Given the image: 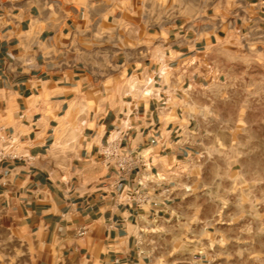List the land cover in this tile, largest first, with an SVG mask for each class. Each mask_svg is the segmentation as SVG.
Instances as JSON below:
<instances>
[{
  "label": "crops",
  "instance_id": "0c3cea01",
  "mask_svg": "<svg viewBox=\"0 0 264 264\" xmlns=\"http://www.w3.org/2000/svg\"><path fill=\"white\" fill-rule=\"evenodd\" d=\"M262 9L264 0H0V126L20 155L1 162L0 264H256L264 154L227 149L264 143L257 74L243 68L258 54L242 52L264 48L244 39L262 32L252 22ZM205 60L233 89L211 88ZM117 131L148 164L122 191L102 156ZM137 182L147 202L121 204Z\"/></svg>",
  "mask_w": 264,
  "mask_h": 264
},
{
  "label": "built area",
  "instance_id": "2783aa9c",
  "mask_svg": "<svg viewBox=\"0 0 264 264\" xmlns=\"http://www.w3.org/2000/svg\"><path fill=\"white\" fill-rule=\"evenodd\" d=\"M150 83L151 80H148L147 84L149 85ZM142 94L145 96L154 95L148 89H143ZM124 138H128V134H123L122 132L117 131V133L102 147L103 160L106 166L115 171L117 175L116 185L118 188H121V191L128 185L126 181H128L129 176L133 172L139 171L142 167H148V164L143 162L142 157L132 155L128 148L125 150L121 148V143ZM17 148L18 137L8 131L5 127L0 126V170L1 162L3 160L20 158ZM145 193L146 186L142 182H137L130 188V193H127L128 195L120 198L119 202L121 204H135L141 206L147 202V196Z\"/></svg>",
  "mask_w": 264,
  "mask_h": 264
},
{
  "label": "rangeland",
  "instance_id": "374dc122",
  "mask_svg": "<svg viewBox=\"0 0 264 264\" xmlns=\"http://www.w3.org/2000/svg\"><path fill=\"white\" fill-rule=\"evenodd\" d=\"M210 1L213 4L219 0H210ZM235 16H239V15L235 14ZM252 22H255V24H258L260 26L262 32L245 34L244 39H251V37H253V36L258 37V41L260 42L259 43L260 46L264 47V9H262V11L259 12V15L256 13H253V21ZM238 23L240 24L241 21L239 20ZM236 39L238 40V38H236V36L234 34L229 35L227 38V40H231V41H234ZM249 51H252V52L258 54V59H259L258 64L249 65L251 62L249 60L252 57V56H250ZM242 52L249 54L248 56L243 57V62H246V64L243 65L244 70L246 72H253V73L257 74L256 78H254V80H252V82H251L252 87H253V89H255L256 94H257L252 99H255V101L257 102V104L260 108L259 113H258V117L260 120V127L258 129V135H259L260 140L264 141V48H262V49L256 48L253 50L242 49ZM233 60H234V58L232 56L227 57V61H225V63H233L234 62ZM203 66H204L205 72L207 74L210 72L211 78L208 79V83H211V85L214 84L211 87L213 90L218 91V92L221 91L223 93H226V92L228 93V90L233 89V84H234L233 81L234 80H232L233 79L232 75H230V74L226 75L221 80H219V82L217 83L216 78L218 77V66L215 63L211 62L210 60H205V63ZM202 70L203 69L200 68L199 72H203ZM212 76H214L213 79H212ZM229 78H231V80ZM224 99H226V98H224ZM228 100H231V98H228ZM226 110L228 111L229 108L227 107ZM226 115L228 117H230V116L233 117L234 114L233 113L232 114L226 113ZM249 131L250 130H248V134H246V135H249ZM218 150L216 148V152H218ZM220 150H222V148H220ZM227 151L233 152V153H240V152L249 153L251 151H256V152H259L260 154H264V143H260L259 146H251L250 144L233 145V146H230L227 149ZM247 163H249V161ZM259 163L264 164V160H260ZM259 253L260 254L258 256L256 264H264V255H261V253H264V248H262L261 246L259 248Z\"/></svg>",
  "mask_w": 264,
  "mask_h": 264
}]
</instances>
